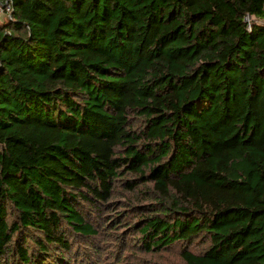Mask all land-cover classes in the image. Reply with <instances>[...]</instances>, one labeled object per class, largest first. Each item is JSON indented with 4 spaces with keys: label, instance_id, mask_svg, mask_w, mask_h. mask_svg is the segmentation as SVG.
<instances>
[{
    "label": "trees",
    "instance_id": "1",
    "mask_svg": "<svg viewBox=\"0 0 264 264\" xmlns=\"http://www.w3.org/2000/svg\"><path fill=\"white\" fill-rule=\"evenodd\" d=\"M119 182L146 253L264 264V0H0V264L91 257Z\"/></svg>",
    "mask_w": 264,
    "mask_h": 264
},
{
    "label": "rangeland",
    "instance_id": "2",
    "mask_svg": "<svg viewBox=\"0 0 264 264\" xmlns=\"http://www.w3.org/2000/svg\"><path fill=\"white\" fill-rule=\"evenodd\" d=\"M139 192L130 191L119 182L102 210L91 211L99 234L89 240L90 245L81 242L82 239L77 242V251L81 247L91 253L88 258L83 256L84 253H78L79 264H186L179 247L146 253L136 243L145 214L142 206L151 202Z\"/></svg>",
    "mask_w": 264,
    "mask_h": 264
},
{
    "label": "built area",
    "instance_id": "3",
    "mask_svg": "<svg viewBox=\"0 0 264 264\" xmlns=\"http://www.w3.org/2000/svg\"><path fill=\"white\" fill-rule=\"evenodd\" d=\"M6 11H7V12H10V7H7Z\"/></svg>",
    "mask_w": 264,
    "mask_h": 264
}]
</instances>
